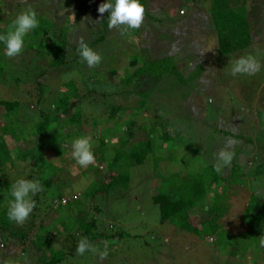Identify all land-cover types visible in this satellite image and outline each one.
<instances>
[{
    "label": "rangeland",
    "instance_id": "1",
    "mask_svg": "<svg viewBox=\"0 0 264 264\" xmlns=\"http://www.w3.org/2000/svg\"><path fill=\"white\" fill-rule=\"evenodd\" d=\"M88 1L0 0V34H5L16 15L29 7H34L39 27L46 30L41 35L30 31L18 57L8 58L0 44L3 69L0 100L17 103V108L8 113L0 107V137L3 136L0 153L10 155L13 173L21 171L25 177L29 172L30 159L25 164L17 157L21 153L29 157L26 153L36 142L34 123L39 122L38 115L45 113L53 117L48 127L47 164L41 167V182L51 180L38 195L34 237L38 242L36 246L44 247L47 259L44 261L58 259V264H264V246L260 244L264 237V174L255 176L261 174L259 164H264V143L258 144L264 139V127H260L262 119L256 118L257 112L264 111L260 109L264 105V0H245L253 43L246 51L229 55L219 53L209 0H144L142 26L124 34L116 29L99 31L100 22L94 23L93 17L99 13H92L94 0L87 6ZM103 1L106 2L99 0V3ZM59 33L67 44L64 64L51 67L54 50L49 44L61 42L56 37ZM101 36L104 39L96 43ZM81 38L101 55L98 66L89 68L78 57L77 42ZM51 39L54 42H50ZM161 55H172L175 60L172 70H184L185 79L178 84L174 77L165 76L151 92L153 97L146 99L147 109L124 111L110 120L103 110L108 107L110 93L126 92L125 84L123 89L117 85L124 71L130 75L142 63L147 68L161 60ZM247 55L256 58L260 71L255 75H231L232 63ZM132 62L136 65L132 66ZM111 70L118 71L112 78L113 84L108 75ZM131 89L134 92L139 88L132 86ZM41 93L44 96L39 101L37 96ZM134 99L137 104L140 101L143 104L141 96ZM66 102L76 103L78 108L70 110L65 117L56 116L69 107ZM78 112L80 125H70L68 118ZM153 114L161 120L153 118ZM158 125L174 142L160 138ZM4 127L16 134L4 135ZM150 129H154L152 135ZM215 130H218L216 134ZM234 134L247 138L254 135L253 143L240 136L234 139ZM89 135L93 152L98 153L103 147L104 158L82 168L71 156L70 143L74 138ZM229 137L236 141L232 149L234 158L222 173L214 170L223 180L220 177L206 193L205 205H200L194 213L190 211L181 225L177 216L162 223L158 206L152 202L157 188L162 185L168 189L171 185L168 182H173L171 178L176 174L174 180L180 182L186 175L205 169L213 173L214 154ZM149 139L153 161L122 170L129 176L128 191L115 187L97 193L95 190L106 179L104 174L120 170L111 162V149L120 145L129 148L128 152L123 151L129 153L138 147L137 143L143 144ZM5 166L10 168L8 162ZM207 173H202L206 181ZM54 177L59 180L53 182ZM12 179L10 174L6 179L10 182H0V214L12 198L11 190L8 192L5 188L15 183ZM72 195L75 201L59 204L61 198ZM214 201L220 210L214 220L218 227L211 232L204 220L208 219V205ZM92 221L96 227L89 228L88 233L85 225ZM0 224L4 225V232L0 231V264H24L25 260L28 264H37L38 256L30 248L22 251L21 241L12 239L10 232H6L14 228L12 224L3 218ZM26 224L27 221L21 226ZM184 224L190 230L180 227ZM65 227L67 230L63 232L61 228ZM85 237L101 250L104 242H108V257L101 261L91 252L76 255L77 242Z\"/></svg>",
    "mask_w": 264,
    "mask_h": 264
},
{
    "label": "trees",
    "instance_id": "2",
    "mask_svg": "<svg viewBox=\"0 0 264 264\" xmlns=\"http://www.w3.org/2000/svg\"><path fill=\"white\" fill-rule=\"evenodd\" d=\"M90 1L91 0L88 1L87 6L90 5L91 3ZM185 1L187 2L191 0H185ZM242 1L237 0V2L234 3L233 0H209L210 17L215 27V32L217 35V42H218V49L221 55H229V54L236 53L238 51H246L253 43L252 36L250 34L249 22L248 20H246V12L244 9L245 0H242ZM104 2L105 1H103V3ZM140 3L144 6V0H140ZM99 4H100L99 0H94V5H93L94 12H92L93 14L97 13V8ZM32 9H34V7ZM93 17L96 20L98 18L101 19L105 17L103 20L100 21V25H98L99 31H101V29L107 30V31L110 30L107 26V14H104L103 17H101L100 14L99 16L93 15ZM37 19L39 20V16H37ZM101 22H102V25H101ZM32 31L38 35L46 33V30L43 28L41 29L39 26L33 29ZM56 37L61 42L52 43V45L49 44L50 46L49 48H52L54 50L52 51L54 57L53 59H51L49 63L51 67H59V65L64 64L63 57L67 49L66 42L61 40V38L62 39L64 38L63 34L59 33L58 36ZM103 39H104V36L99 37L96 43H99ZM50 42H54V39H51ZM159 57H163V58H161V60L154 61L153 63L154 68L152 67L153 65H149L146 68V64L142 63V65L136 67L133 70V73H131L130 75L127 70L126 72L124 71L123 73L124 77L120 79L117 85L123 89L124 87L122 85L125 84L126 92L121 90L119 93L115 91L113 94L110 93L111 97L108 103V107H105V109L103 110L104 113L108 114L110 120H114L115 117L118 115V113L120 114L124 111L128 112V111H134L137 109L140 111H144L145 109H147L146 108L147 103L145 102L146 99L152 96L151 92H153L156 89L160 81H162L165 78V76L174 77L177 83L185 79V76L183 75L184 73H182L184 70H172V68H174V63H175L174 57L172 55L171 56L161 55ZM144 60H148V59L145 58ZM131 65L135 66L136 64L135 62H132ZM2 73H3V69L1 68V64H0V76ZM117 73L118 71L116 70H111L108 73L109 80L112 84L114 82L112 78L113 76L117 75ZM132 86H137V88L139 89L137 91L132 92L133 91V89H131ZM140 89L141 91H139ZM43 96L44 95L42 93L37 96L39 101H42ZM138 96H141L143 104L141 103V101L140 103L137 104L134 98ZM117 97H120L121 100L118 101ZM64 100H61V101H64ZM113 101H115V103H113ZM97 102L99 104L98 99H97ZM66 103L69 104L68 102ZM0 107H4L6 113H8L17 108V103L16 102L11 103L8 101L0 100ZM74 108H78V105L76 103H70L69 107L58 112V115L56 116L62 115L65 117L67 113L70 110H73ZM54 109L56 110V108ZM260 109L264 110V105H262ZM152 117L157 120H161L156 114H153ZM257 117L262 119L260 127H264V111H262V113L257 112L256 118ZM52 118L53 117L47 116L45 113H40L38 115L39 122L34 123V130H35L34 134L36 137L35 145L31 149V151L29 150L30 151L29 153H26L29 157H25L26 155L24 156L23 153H21L22 156L20 155L19 157H17V159H20L25 164H27L26 160L30 159L28 163L29 172L25 174V177H22L21 171L13 173L14 164L11 162L12 160L10 159V155L7 152H4L3 154L0 153V175H1L0 182H3L2 180H4L5 183L10 182V181H7L6 179L11 174V176L14 177V179H12L11 182H15L17 179H21V178L38 179L42 186H44L45 184L48 185V182L51 180V178L48 179L49 181L44 180L41 182V177H43L41 171H42V168H44L45 165L47 164V160L45 156L46 155V144L50 140L48 139V127L51 123ZM68 120H70V123H69L70 125H77V124L80 125L81 117H80L79 112L76 115H74L72 118H68ZM251 121H254V123L256 122L255 119H251ZM158 128L161 130V136H160L161 139L164 140L165 139L164 137H166L167 140H164V141L174 142L173 139L169 140L170 138L168 137L167 132L160 125H158ZM2 131H4L3 133L4 135H8L9 133L13 135L16 134L15 132H12V130L9 131V129L6 127H4ZM216 131L218 130H215V134H216ZM153 133H154V129H150L149 134L152 135ZM262 133L264 134V129ZM224 135L227 137L226 132H224ZM259 135H261V133ZM237 136L238 137L240 136L244 140L246 138V142L248 143H253L254 135H250L249 138H247L245 135H235L234 134L233 135L234 139ZM262 142L264 143V139L260 141L258 144H261ZM137 145L138 147L136 149H133L129 153L123 152L124 150L128 152L129 148L124 149V148H121L120 145H118L119 147L117 146L116 148L111 149V152H113L111 156V162L114 163L115 165L114 167L118 166V169L120 170H117L112 173H111V170H109L108 173H105L104 175L106 176V179L104 180V183L102 185H99L100 186L99 189L95 190L97 193L98 191L108 192L109 190H111V188H115V187H117L116 188L117 190H124L125 192H127L128 187H129V176L128 174L122 173V170L126 168H133V167L145 165L148 161H153L152 156H151L153 154V146L151 144V140L149 139L147 142L143 144L137 143ZM103 153H104L103 147H100L98 149V153L93 152L96 160L98 161L104 158ZM7 162L10 165L11 171H7V169H10L5 166ZM244 165L246 166V163ZM251 165L252 164H250V166ZM209 169H211V167ZM233 169L234 168L232 167L230 170V174ZM212 170H213V173H207L210 171L208 169H205V171L196 172L192 175H186L183 178L184 182H182L183 180H180V182H175L174 177L177 175L176 174L175 176L171 178V181L173 182H168L169 184H171L169 185L168 189H165L162 185L157 188L158 192L153 194L152 202L156 206H158L160 221L162 223L168 222L171 218H174L177 216V217H180V220H181L180 225H181L184 222L183 219L189 216L190 211L194 213L195 210L200 205H202L203 203L205 205L204 197L206 196V193L209 190H211V187L214 186L217 180L220 179L221 177L219 174L214 173L213 167H212ZM259 170L261 171L260 172L261 174L256 173L255 176L264 174V164L263 163L259 164ZM204 172L207 173V177H208L207 181L205 177H203L205 176V174H202ZM221 179L223 180L222 177ZM57 180H59L57 177H54V179H52L53 182H56ZM204 182L207 184H204ZM160 183L163 184V182H160ZM5 188H8L7 189L8 192L11 190V187H7V185L5 186ZM164 189L166 191H164ZM38 195L39 193H37L36 196L33 197L35 201L37 200L36 207L34 208L33 212L29 216L27 220V224L25 226L17 225L14 222H11L7 218V215H6L7 206L5 207V210L1 212L0 220L2 218L4 220L7 219L8 223L12 224L14 228L6 229V232H10L9 236L12 237V239L21 241L20 246H22V251H24L27 248L28 249L30 248V250L33 251L35 256H38L37 264H58L59 263L58 259H53V261L51 262L48 261L46 263L44 261V259H46L44 247L36 246L38 245V242L34 239V237H35V233L37 232L35 226H36V211L39 205ZM55 201L56 200H54L53 203ZM216 205L217 203L215 201L213 202V204L208 205L209 207V212L207 214L208 219L204 220L206 224L210 226L211 232H214L218 227L217 224L214 225V220L220 210L216 207ZM77 222L81 224L79 219L77 220ZM262 223L264 224V221H262ZM91 227H96V223L94 221L87 223L85 225L86 231L88 233H89L88 229ZM180 227L190 230L189 226H185V224ZM3 229H4V225L0 224V231L2 232ZM40 229H41V226H40ZM61 229L63 232L65 229L67 230L66 227L64 229L63 228ZM33 230L34 232H32ZM25 238H28V239H25Z\"/></svg>",
    "mask_w": 264,
    "mask_h": 264
},
{
    "label": "clouds",
    "instance_id": "3",
    "mask_svg": "<svg viewBox=\"0 0 264 264\" xmlns=\"http://www.w3.org/2000/svg\"><path fill=\"white\" fill-rule=\"evenodd\" d=\"M97 12L101 17L105 13L108 14L107 26L110 30L116 29L124 34L130 29L136 30L142 26L145 7L140 3V0H106V2L99 4ZM100 21L101 19L98 18L94 23ZM38 26L39 20L34 9L29 7L19 12L12 20L8 31L5 34H0V44L4 46V54L8 58L18 57L23 51L25 36ZM77 43V53L82 62H85L89 68L96 67L101 63V55L90 48L83 38ZM260 68L261 65L256 58L247 55L239 57L232 63L230 73L233 76L255 75L260 71ZM235 144L236 141L229 137L225 140L224 146L214 154L215 163L213 168L217 173H222L224 169L231 166L235 155L232 149ZM92 147V137L90 135L74 138L71 141V156L80 167L87 168L89 165L95 164L96 158ZM42 190L43 186L38 179H17L11 186L10 196L12 199L7 202V218L17 225H23L36 207V201L33 197ZM73 196H69V198ZM75 199L76 197L71 201H75ZM260 244L264 246V237H261ZM85 252H91L103 261L109 254L108 242H104L103 250H101L86 237L81 238L77 242L75 253L78 256H83ZM24 264H28V261L25 260Z\"/></svg>",
    "mask_w": 264,
    "mask_h": 264
},
{
    "label": "built area",
    "instance_id": "4",
    "mask_svg": "<svg viewBox=\"0 0 264 264\" xmlns=\"http://www.w3.org/2000/svg\"><path fill=\"white\" fill-rule=\"evenodd\" d=\"M74 198L72 197V198H62L61 200H60V202H59V204L60 205H65V204H67L69 201H71V200H73Z\"/></svg>",
    "mask_w": 264,
    "mask_h": 264
},
{
    "label": "crops",
    "instance_id": "5",
    "mask_svg": "<svg viewBox=\"0 0 264 264\" xmlns=\"http://www.w3.org/2000/svg\"><path fill=\"white\" fill-rule=\"evenodd\" d=\"M55 217H58L57 214L54 215Z\"/></svg>",
    "mask_w": 264,
    "mask_h": 264
}]
</instances>
